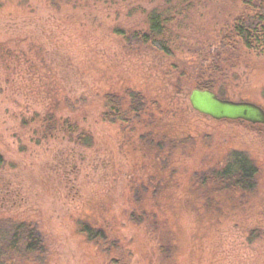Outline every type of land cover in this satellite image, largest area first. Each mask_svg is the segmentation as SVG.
I'll use <instances>...</instances> for the list:
<instances>
[{"label":"rangeland","instance_id":"1","mask_svg":"<svg viewBox=\"0 0 264 264\" xmlns=\"http://www.w3.org/2000/svg\"><path fill=\"white\" fill-rule=\"evenodd\" d=\"M242 8V0H0V222L32 226L45 248L43 260L16 264H264V124L213 120L188 101L198 63L213 56L214 90L264 110V55L216 47ZM155 9L171 18L172 55L126 40ZM125 91L168 130L104 119L105 94ZM50 110L92 145L44 136ZM235 154L257 170L252 192L196 188L194 173ZM162 179L161 193L147 187ZM77 222L104 236L88 240Z\"/></svg>","mask_w":264,"mask_h":264},{"label":"trees","instance_id":"2","mask_svg":"<svg viewBox=\"0 0 264 264\" xmlns=\"http://www.w3.org/2000/svg\"><path fill=\"white\" fill-rule=\"evenodd\" d=\"M242 4L241 12L230 24L225 26L223 32H220L216 47L218 51L222 49L224 51L225 48L231 49L240 45L248 51L264 55V0H242ZM166 13L156 9L148 12L144 29L133 32L131 37H127L126 40L128 42L137 41L160 52L162 55H172L174 34L169 26L171 18ZM123 35H125L124 32ZM203 60L198 63L197 72L200 78L195 83L194 88L212 90L218 97L225 99L214 90L215 80L211 74L218 69L216 60L213 56L206 62ZM224 64L223 67H225ZM103 108L102 116L108 122H122L129 125L133 121L135 125L146 127L151 132L157 130L155 134H160L162 130H168L169 127L168 124L164 125V122H160V119L155 120L152 118L150 116L152 113H149V107L145 101L133 91H125L120 95L114 93L105 94ZM157 110L164 117H174L175 115L174 109L157 108ZM40 120L44 136L51 137L57 133H62L74 145L82 147H90L92 145V138L86 131L79 130L67 117L58 116L53 110L45 112V115ZM152 137L154 136L152 135ZM233 156V160H228L226 165L218 170L194 173V182L198 184L196 188L205 187L207 183H211L218 188L217 190L226 189L236 193L252 192L255 187L257 172L255 166L248 158L240 154ZM1 164L2 158L0 156ZM167 164L168 162H163L161 170L164 171ZM147 187H151L154 191L153 193L156 191L161 193L162 189H167L166 179L159 180L157 185L151 182ZM142 188L147 190L145 183L142 184ZM155 195L152 197H155ZM137 200L141 201V197H138ZM77 228L79 233L88 240L96 241L104 236L101 230H93L84 222H77ZM44 249L39 233L32 226L24 222L15 224H1L0 222V264H16L17 261L29 259L43 260L41 257Z\"/></svg>","mask_w":264,"mask_h":264},{"label":"water","instance_id":"3","mask_svg":"<svg viewBox=\"0 0 264 264\" xmlns=\"http://www.w3.org/2000/svg\"><path fill=\"white\" fill-rule=\"evenodd\" d=\"M188 101L194 112L213 120L264 124V110L252 102L223 99L212 90L199 88L191 89Z\"/></svg>","mask_w":264,"mask_h":264},{"label":"flooded vegetation","instance_id":"4","mask_svg":"<svg viewBox=\"0 0 264 264\" xmlns=\"http://www.w3.org/2000/svg\"><path fill=\"white\" fill-rule=\"evenodd\" d=\"M259 106V105H258ZM239 122H246V123H249V122H247V121H243V120H238ZM250 125H252V126H254V127H258V126H260V125H262V124H255V123H249Z\"/></svg>","mask_w":264,"mask_h":264}]
</instances>
